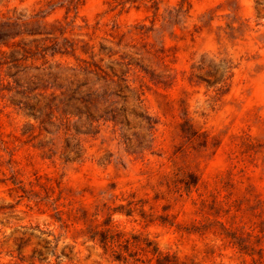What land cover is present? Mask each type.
<instances>
[{
	"label": "rangeland",
	"instance_id": "1",
	"mask_svg": "<svg viewBox=\"0 0 264 264\" xmlns=\"http://www.w3.org/2000/svg\"><path fill=\"white\" fill-rule=\"evenodd\" d=\"M258 1L0 0V264H264Z\"/></svg>",
	"mask_w": 264,
	"mask_h": 264
},
{
	"label": "trees",
	"instance_id": "2",
	"mask_svg": "<svg viewBox=\"0 0 264 264\" xmlns=\"http://www.w3.org/2000/svg\"><path fill=\"white\" fill-rule=\"evenodd\" d=\"M258 6H259V17L264 18V0H259L257 2ZM7 22H1L0 25H7ZM13 25V24H10ZM16 36H20V33L16 34ZM1 39V37H0ZM1 44H5V43H1ZM16 59L13 61L16 64ZM15 68V67H13ZM17 69V66H16ZM19 72V71H18ZM18 72L15 74L17 75ZM13 75V76H15ZM44 187V186H42ZM60 189V187H58ZM45 191H46V197L44 199H42L41 201L47 199L50 200L53 198V194H55V187L54 186H45L44 187ZM27 192V191H25ZM28 193V192H27ZM61 190L59 192L60 195H58V197L52 202V205H56L55 206V210L57 211V213H60L61 211L58 209V204L57 202H59L61 200ZM124 209H112L111 212L108 213L107 215V220L111 222L112 217L114 214L117 213H124L125 211H122ZM128 212V211H127ZM127 215H129L128 213H126ZM57 221H61L60 217H56ZM90 241L95 242L96 244H99L101 247H103L105 250H109V249H114L115 246L119 245V246H124L127 247L129 246V244L131 243L130 240L128 239H124L122 240L121 237H119V233H115L113 232L110 228L106 229V230H101V231H97L96 234L92 235L89 237ZM147 252L152 254L157 261V264H176L175 261H173L171 259V255L170 254H164L162 253L158 247L156 246H152V245H148L147 246ZM116 259L121 261L123 259H125L124 255L122 253L116 255Z\"/></svg>",
	"mask_w": 264,
	"mask_h": 264
}]
</instances>
